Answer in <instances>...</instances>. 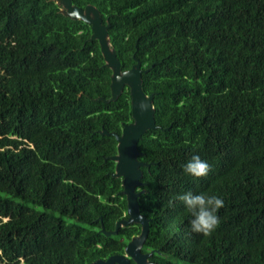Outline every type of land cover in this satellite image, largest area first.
Instances as JSON below:
<instances>
[{"label":"trees","instance_id":"trees-1","mask_svg":"<svg viewBox=\"0 0 264 264\" xmlns=\"http://www.w3.org/2000/svg\"><path fill=\"white\" fill-rule=\"evenodd\" d=\"M94 6L121 71L148 72L155 124L137 143L152 264H264V0H71ZM54 0H0V264H90L123 254L139 226L114 178L116 141L131 123L129 89L114 102L111 70L90 26ZM152 66V67H151ZM193 155L207 177L183 167ZM217 195L209 235L182 201Z\"/></svg>","mask_w":264,"mask_h":264},{"label":"water","instance_id":"water-1","mask_svg":"<svg viewBox=\"0 0 264 264\" xmlns=\"http://www.w3.org/2000/svg\"><path fill=\"white\" fill-rule=\"evenodd\" d=\"M61 6L60 12L72 20H79L90 26V40H97L104 64L111 70L110 97L108 99L97 98L96 101L114 102L127 87L130 95V112L132 122L122 126L120 133H108L104 129L99 131L101 135H112L116 141V154L109 157L115 163L112 177L121 178V194L126 199L127 219L119 220L114 225V230L105 231L101 225V232L105 236L115 235L120 227L130 224L140 225V233L130 239L123 249V254L112 255L105 260H97L90 264H151L147 258L152 252L141 253V248L148 236V220L139 212L137 198L144 190L136 192L144 183L140 181L144 164L137 160L139 155L137 143L142 135L151 129H159L155 124L153 107V94L146 95L142 89V75L149 69H141L139 61H136L130 69L121 71V65L116 57L115 50L111 48L108 38L109 24H103L99 11L92 5L83 9L72 4L71 0H54ZM152 67V66H151Z\"/></svg>","mask_w":264,"mask_h":264},{"label":"clouds","instance_id":"clouds-1","mask_svg":"<svg viewBox=\"0 0 264 264\" xmlns=\"http://www.w3.org/2000/svg\"><path fill=\"white\" fill-rule=\"evenodd\" d=\"M185 174L194 178L207 177L211 168L199 155H193L183 167ZM183 202L191 215L190 230L204 236L211 235L219 225L218 211L224 207V201L217 195L207 193L193 194L191 191L175 197Z\"/></svg>","mask_w":264,"mask_h":264},{"label":"flooded vegetation","instance_id":"flooded-vegetation-1","mask_svg":"<svg viewBox=\"0 0 264 264\" xmlns=\"http://www.w3.org/2000/svg\"><path fill=\"white\" fill-rule=\"evenodd\" d=\"M141 190H142V189L137 188V189H136V192L141 191ZM139 197H140V196H139ZM139 197H138V198H139ZM138 198H137V202H138ZM125 200H126V199H125ZM138 208H139V206H138ZM121 219H122V220L127 219V214L125 213V214H124V217L121 218ZM121 219H120V220H121ZM118 221H119V220H118ZM136 225H138V224H136ZM138 226H139V230H140V225H138ZM139 233H140V231H139ZM139 233H138L137 235H135V236H138ZM135 236H133V237H135ZM133 237H131V238H133ZM131 238H130V239H131ZM129 241H130V240H129ZM129 241H128V242H129ZM128 242H127V243H128ZM144 244H145V243H144ZM144 244H143V246H142V248H141V253H143V254H147V253H149V252H152V254H153V250H145V246H144ZM151 256H152V255H151ZM151 256H149V257L147 258V262H150V263H151V261L149 260ZM131 264H133V262H131ZM151 264H152V263H151Z\"/></svg>","mask_w":264,"mask_h":264},{"label":"rangeland","instance_id":"rangeland-1","mask_svg":"<svg viewBox=\"0 0 264 264\" xmlns=\"http://www.w3.org/2000/svg\"><path fill=\"white\" fill-rule=\"evenodd\" d=\"M170 259H171V261H174L176 264H188V263L183 262V261H181L179 259H172V258H170Z\"/></svg>","mask_w":264,"mask_h":264}]
</instances>
